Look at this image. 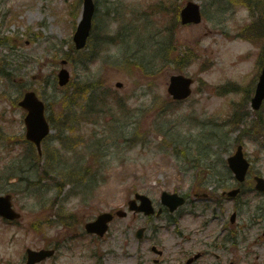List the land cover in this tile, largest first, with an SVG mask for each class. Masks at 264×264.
<instances>
[{
	"label": "rangeland",
	"instance_id": "obj_1",
	"mask_svg": "<svg viewBox=\"0 0 264 264\" xmlns=\"http://www.w3.org/2000/svg\"><path fill=\"white\" fill-rule=\"evenodd\" d=\"M97 1V14L102 17L107 14L103 19L98 16L104 24L103 28L115 32L120 22L131 18L126 16L129 9L146 12L149 10L147 5L157 0ZM165 1L169 4L170 0ZM184 1L177 2L184 4ZM195 1L201 6L202 22L181 25L174 30L177 47L180 50L186 48L188 53L184 56L191 60V63L182 67L183 71L190 76L194 73L199 75L210 86L227 80L241 81L254 66H259V53L264 50V41L254 42L244 37L248 34L243 32L247 27L255 32V25L251 23L257 16V21L264 23V10L252 16L251 11L239 0ZM160 16L156 14L152 18L159 20ZM10 19L11 22H8ZM74 22L67 13L66 0H0V35L14 38L12 42L0 43V62L11 73L6 76L0 72V193H11L13 207L21 213L17 223L0 219V264H22L27 246L37 249L49 245L58 247L56 255L39 264H96V258H90L93 252L99 254L102 264L136 263L135 258L127 256L128 253L135 254L141 246L133 234L134 226H131L132 235L127 231L129 214L123 219L114 220L100 239L91 238L82 226L79 228L77 222L80 219L91 220L105 210L118 207L126 209L125 200L132 197L135 191L148 194L155 205L160 204L159 197L163 190L186 194L197 192L199 196L196 203L199 207L196 209L202 205H214L213 196L233 184L226 178L227 169L222 164H226V158L234 151L236 144L233 141L237 136L241 138L244 150L253 163L251 175L240 197L254 199L249 190L253 188V171L258 170L264 176L262 137L249 133L248 123L258 121L252 110H246V116L244 114L243 117L245 121L242 119L234 129L228 124L225 126L222 121L224 112L205 121L219 107H225L229 98L239 99V95L229 94L224 98L216 95L208 86L198 87L195 81V92L189 99L181 104L170 105L165 101L169 100L166 90L168 78L176 71L172 66L157 64L160 70L154 73L153 85L149 87L141 78V72L134 70L130 63L120 62L122 54L127 60L137 61L142 53L138 54L134 48L126 52L121 43L108 47L105 54L108 55L107 60L103 56L86 66L75 62L73 59L88 49L80 52L71 50ZM147 35L148 29H142L130 46L134 44L135 48L140 45L147 48L150 43ZM66 51L70 52L66 66L71 73V85L54 88L48 80L50 82L57 75L59 61L65 57ZM99 76L114 87L115 81L122 82L123 86L118 91L121 96L134 90L135 95H130L128 100L133 106L131 119L135 122L130 135L133 134L134 139L128 141L116 135L114 126L108 129L106 115H101L94 123L67 122L70 112L67 107L60 106L61 95L73 91L72 84L95 82ZM32 87L45 101L51 102L52 109L48 108L46 113L53 111L52 116L59 131L68 130L69 127L78 130L75 133L65 132L63 135L67 137L63 142L53 139L57 138L54 136L57 129L53 130L42 146V160L26 163L24 157L20 159L24 145L13 136L24 134L25 112L18 107L17 101L23 88ZM102 93L101 87L92 92L96 100ZM107 101L112 108H117L112 99L107 98ZM80 112L77 109L75 115L79 116ZM173 140L178 141L173 143ZM179 144L187 148L188 155L198 156L197 164L209 168L202 170L200 166L195 168L185 164L174 151L179 149ZM258 148L261 149L258 151ZM87 166L90 167L87 169ZM83 168L90 172L89 176L80 175L79 169ZM204 176L208 179L196 181ZM13 177H20V180L9 183L7 179ZM206 191L208 196H202ZM261 200L263 206L264 199ZM227 208L231 209L230 202ZM248 209L249 205L246 204L238 217L246 231L243 246L235 253L213 247L212 250L219 253L220 258L206 256L194 264H227L230 259L264 264V242H261L264 236L257 239L261 244L254 243L253 239L260 230L258 225L248 226ZM65 212H72L75 218L58 222L59 215L65 216ZM168 215L172 216L170 213L157 219L140 216L135 222L148 224L147 239L155 238L169 250L165 255L170 264L177 257L172 233L174 225L167 222ZM207 218H212L208 226L209 242L214 236L221 235L219 227L223 220L211 211ZM193 219L190 215V218L185 217L181 221L190 228L201 220ZM37 220L44 225H41V230L33 231L30 224ZM183 232L187 231L183 229ZM129 237H132L131 243L128 242Z\"/></svg>",
	"mask_w": 264,
	"mask_h": 264
},
{
	"label": "water",
	"instance_id": "obj_2",
	"mask_svg": "<svg viewBox=\"0 0 264 264\" xmlns=\"http://www.w3.org/2000/svg\"><path fill=\"white\" fill-rule=\"evenodd\" d=\"M83 14L82 20L77 27V32L75 33L73 39L76 41L77 46H82L84 43V38L89 31L90 15L92 12V0H83ZM181 21L183 23H192L199 22L201 19V13L199 10V5L193 1H187L186 5L181 8ZM264 64V63H263ZM59 74V83L62 85L69 78V73L63 68L60 70ZM259 81L256 85V90L252 97V106L258 107L261 104L262 99L264 98V65L259 75ZM171 82L168 87V91L174 95L176 98L183 99L185 96L190 94L189 85L191 79L186 78L181 75L172 76L170 78ZM21 100L20 105L27 109L28 113L25 116L26 123V137L34 141L39 150L40 139L44 137L45 134L49 131L48 124L43 115V103L40 102L37 97H35L33 91L26 92ZM228 164L230 168L234 171L238 180H243L244 173L248 167L245 159L243 158V153L240 150V147L236 150L234 155H231L228 159ZM258 186H261L257 184ZM234 192V191H233ZM232 192V193H233ZM181 201V199L179 200ZM145 211L150 212L151 208L149 206V201L146 200ZM0 214L6 217L15 219L18 216V213L11 207V196L4 195L0 196ZM110 214L102 213L99 216L98 220L92 222L91 226H96L97 231L101 234L106 228L105 222L110 219ZM28 250V262L26 264H33L36 261H39L41 258L48 256L52 253V250L39 249L38 251L27 249Z\"/></svg>",
	"mask_w": 264,
	"mask_h": 264
},
{
	"label": "flooded vegetation",
	"instance_id": "obj_3",
	"mask_svg": "<svg viewBox=\"0 0 264 264\" xmlns=\"http://www.w3.org/2000/svg\"><path fill=\"white\" fill-rule=\"evenodd\" d=\"M216 199L217 200H215V203L214 205L211 206V208L201 206L202 209L200 210V212L197 215H193L194 217L193 220L201 218L200 223L194 229L192 228L191 230L192 233L196 232V235H194L195 237L194 247L196 248L202 244H203L202 247H204V249L200 250L199 252L192 247L193 253L201 254V257L199 256L200 258L195 260L193 264L199 261L200 259H202L204 256L208 255V253L205 250L208 245L207 239L210 236L208 231V223L211 220L206 218L208 216L209 211H214V209H217V212H212V213H214L223 220L220 230H221V235L224 241H226V243L224 245H222V243H219L218 244L219 247H223V248L225 247L229 249V243H230L231 248L229 249L228 252L235 253V251H238L239 248H241L240 244L244 242L243 237H241V232H244L243 229L244 225L239 223L238 217L241 216L242 213L241 206L245 204L246 199L242 201L241 198H237V197H233V198L225 197L224 190H221V195L217 196ZM228 202H231V208H232L231 214H227L228 212H227L226 204ZM191 205L192 204H190V206ZM251 212H252L251 216H249L250 220L254 221L255 223L261 224V228H262L261 234L257 235V237L260 238L261 236H264V205L261 206L255 203L254 210L252 209ZM174 222L176 225H179V217ZM184 237L187 238V240L189 241V238L186 234L184 235ZM254 241L255 243L258 242L257 239H254ZM244 249L245 248H243V250ZM178 252H179L178 254L183 253L180 252V249L178 250ZM189 252H191V248ZM245 263L248 264L247 262ZM158 264H166V260L162 258ZM250 264H262V263L254 261Z\"/></svg>",
	"mask_w": 264,
	"mask_h": 264
},
{
	"label": "trees",
	"instance_id": "obj_4",
	"mask_svg": "<svg viewBox=\"0 0 264 264\" xmlns=\"http://www.w3.org/2000/svg\"><path fill=\"white\" fill-rule=\"evenodd\" d=\"M177 0H175L174 3H176ZM242 3L247 6L249 8V10H251L255 15L257 14H261L262 11L264 10V0H243ZM263 4V7L262 9H258L257 7L259 5ZM162 10H165V8L163 7ZM177 5L175 7V12L177 13ZM258 19V16L257 18L255 19V21L253 23H251L252 25H255V32H254V29H250L247 27V29L245 30V33L247 36H244V37H248L252 40H254V42H262L264 41V24L262 25V23L260 21H257ZM185 63V61H180L179 63H177V66L178 69H181L179 67L183 66V64ZM88 89V85L85 84V85H79V92L78 94L79 95H76L75 98L71 95V96H68V95H65V99L67 102L64 103V106H67L68 108H71V107H74L76 105V99H81L82 97H84V94L86 93ZM82 96V97H81ZM153 104H156V103H153ZM158 104V103H157ZM38 227V224L34 226V228L37 229Z\"/></svg>",
	"mask_w": 264,
	"mask_h": 264
}]
</instances>
